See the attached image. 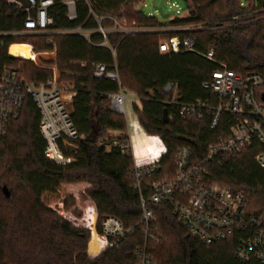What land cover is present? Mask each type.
Segmentation results:
<instances>
[{
	"label": "trees",
	"instance_id": "trees-1",
	"mask_svg": "<svg viewBox=\"0 0 264 264\" xmlns=\"http://www.w3.org/2000/svg\"><path fill=\"white\" fill-rule=\"evenodd\" d=\"M53 1L52 30L96 31L101 26L109 33L106 39L98 33L89 39L25 33V8L0 0V76L6 68L24 63L23 72L13 69L22 80L46 82L53 77L51 68L13 57L8 49L31 44L39 52H52L56 45V59L46 63L56 66L59 85L74 94L72 121L81 137L74 143L75 151L63 148L74 159L72 164L49 160L39 133L40 113L33 99L25 97L21 116L10 122L0 139V264H138L144 246L153 264H262L235 258L242 235L206 246L190 236L170 205L155 204L150 198L152 182L175 177L180 149H190L194 162L204 161L209 145L225 136L235 119L223 115L212 129V111L207 110L203 119L181 117L168 104L172 93L166 87L177 86L180 103L201 101L213 108L217 99L203 84L221 64L237 74L257 73L264 79V0H187L188 13L166 24L143 13L146 0H73V21L65 4L69 0ZM235 16H240L238 22L232 21ZM189 26L195 29L135 35L116 31ZM174 37L194 39L196 52L162 55L160 39ZM211 49L215 61L204 56ZM115 63L119 84L94 76V65ZM120 89L137 96L127 100L126 116L111 111V96ZM263 95L264 87L256 91L262 106ZM128 131L143 160L161 163V171L141 180V192L132 158L102 145L128 141ZM261 151L254 141L236 158L205 167L210 185L244 191L250 213L264 224V170L255 162ZM142 198L154 216L149 236L140 225ZM104 216L118 218L133 235L110 247L101 234Z\"/></svg>",
	"mask_w": 264,
	"mask_h": 264
},
{
	"label": "built area",
	"instance_id": "built-area-1",
	"mask_svg": "<svg viewBox=\"0 0 264 264\" xmlns=\"http://www.w3.org/2000/svg\"><path fill=\"white\" fill-rule=\"evenodd\" d=\"M25 1L29 7L11 0L25 8L27 13L24 23L25 33L80 35L88 39L98 33L104 39L107 38L109 32L101 26L96 31L52 30L50 27L53 25V20L49 17V8L53 6L54 1ZM65 4L68 7L69 19L76 20L75 1L69 0ZM241 6L245 4L242 3ZM239 18L240 16H235L232 21L238 22ZM193 29L195 26L179 28L176 31L190 32ZM160 30L119 27L116 31L126 35H135L158 33ZM31 50L33 51L32 48ZM159 51L162 55L196 52V42L191 37H174L162 42ZM113 54L115 55V52ZM204 56L210 61H215L213 49ZM221 66L222 68L214 71L211 79L203 84V87L210 89L217 99V105L213 108L207 102L201 101L190 104L180 103L177 86L169 84L166 87V92L172 93L168 104L176 109L181 117L203 119L207 110L212 111V129L218 127L223 115H229L235 119L232 120L227 134L220 137L215 144L209 145L204 161L196 163L190 149H180L175 159V177L171 180L152 182L153 195L150 200L155 204L170 205L173 215L188 230L190 236L200 240L206 246L224 242L233 234L242 235L234 252L235 258L244 263L264 264V224L250 213L247 195L242 190L210 185L208 170L205 167L207 164L226 163L236 158L237 154L251 143L257 141L262 151L255 157V162L264 170V106L256 100V91L264 87V79L257 73L240 75L229 70L224 64ZM94 76L98 79L106 78L120 83L116 63L112 67L104 64L94 65ZM66 90L59 85L56 72L46 82L35 83L22 80L15 70L6 68L0 76V139L5 137L10 122L19 119L25 97L29 96L40 113L39 133L46 142L45 156L57 165L72 164L74 159L66 156L63 148L70 150L69 147L74 146V143L81 137L72 121V108L66 96ZM73 96L74 94L70 96L71 99ZM128 99H137V96L120 89L118 93L111 96V111L126 116ZM127 134L128 141L126 142L114 140L109 144L102 142V145L108 149H119L123 154L132 158L134 173L138 181L136 188L141 192V180L145 177L151 178L161 171V163L143 160L137 152L130 131ZM147 202L148 200L142 198L143 216L140 225L142 232L149 236L154 216L147 209ZM133 233V229L126 228L116 217L104 216L102 218L101 234L110 242V247H115ZM137 256L138 264H153L146 246L139 250Z\"/></svg>",
	"mask_w": 264,
	"mask_h": 264
},
{
	"label": "rangeland",
	"instance_id": "rangeland-1",
	"mask_svg": "<svg viewBox=\"0 0 264 264\" xmlns=\"http://www.w3.org/2000/svg\"><path fill=\"white\" fill-rule=\"evenodd\" d=\"M243 2L245 3V0H243ZM141 9L146 16H153L156 18L157 21L166 24L175 18L184 17L188 13V4H187V0H146L145 3L142 4ZM170 30H176V29L163 28L160 30V32H165V31H170ZM165 41L166 40H164L162 38L160 39L161 43L165 42ZM28 45L32 46L31 44H28ZM33 49H34V47H33ZM54 49L55 50L53 52H39V51L34 49V53L37 55L35 60H28V59H24V58H19V59H22L24 61L25 60L30 61L39 67L51 68L53 71V75L56 72V75L58 78L59 73L56 69V66L48 65L46 63L49 61H54L56 59V45H55ZM25 66L27 68V65H25L24 63H20L19 65L12 67V68L18 72H20V71L23 72L24 70H26ZM63 87L66 88L67 90H70V88L67 87L66 85ZM67 90L65 93H66V96L68 97V101L71 105L72 99L70 96L73 93L70 91H67ZM112 136L116 137V136H118V134L114 133Z\"/></svg>",
	"mask_w": 264,
	"mask_h": 264
},
{
	"label": "bare ground",
	"instance_id": "bare-ground-1",
	"mask_svg": "<svg viewBox=\"0 0 264 264\" xmlns=\"http://www.w3.org/2000/svg\"><path fill=\"white\" fill-rule=\"evenodd\" d=\"M9 54L14 57L28 60H34L36 58L35 53L31 50V46L26 44L12 45L9 49Z\"/></svg>",
	"mask_w": 264,
	"mask_h": 264
},
{
	"label": "water",
	"instance_id": "water-1",
	"mask_svg": "<svg viewBox=\"0 0 264 264\" xmlns=\"http://www.w3.org/2000/svg\"><path fill=\"white\" fill-rule=\"evenodd\" d=\"M13 1H17V0H13ZM18 2H20L23 6H25V7H29V4L25 1V0H20V1H18ZM262 101H263V103H264V95H263V97H262ZM72 151H75L76 150V148L74 147V146H70L69 147ZM4 191H5V193H6V195L8 196V192H7V189L5 188L4 189Z\"/></svg>",
	"mask_w": 264,
	"mask_h": 264
},
{
	"label": "crops",
	"instance_id": "crops-1",
	"mask_svg": "<svg viewBox=\"0 0 264 264\" xmlns=\"http://www.w3.org/2000/svg\"><path fill=\"white\" fill-rule=\"evenodd\" d=\"M31 48L33 49V47L31 46ZM10 49V48H9ZM9 49H8V52H9ZM33 52H34V49H33ZM12 56V55H11ZM14 57V56H13Z\"/></svg>",
	"mask_w": 264,
	"mask_h": 264
}]
</instances>
